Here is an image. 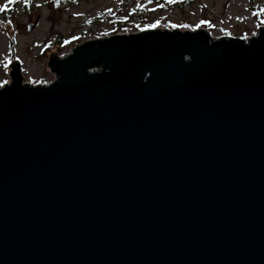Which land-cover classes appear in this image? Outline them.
I'll return each instance as SVG.
<instances>
[{"label": "water", "instance_id": "1", "mask_svg": "<svg viewBox=\"0 0 264 264\" xmlns=\"http://www.w3.org/2000/svg\"><path fill=\"white\" fill-rule=\"evenodd\" d=\"M8 68L0 264H264V26L84 40L45 84Z\"/></svg>", "mask_w": 264, "mask_h": 264}, {"label": "rangeland", "instance_id": "2", "mask_svg": "<svg viewBox=\"0 0 264 264\" xmlns=\"http://www.w3.org/2000/svg\"><path fill=\"white\" fill-rule=\"evenodd\" d=\"M69 1L51 10L49 0H0V11L9 12L8 30L14 33L12 43L0 33V86L8 81L3 64L10 61H18L24 83L53 80L46 68L51 51L62 56L88 39L153 28L205 29L213 38L249 37L264 26V0ZM28 22L33 24L29 32Z\"/></svg>", "mask_w": 264, "mask_h": 264}, {"label": "trees", "instance_id": "3", "mask_svg": "<svg viewBox=\"0 0 264 264\" xmlns=\"http://www.w3.org/2000/svg\"><path fill=\"white\" fill-rule=\"evenodd\" d=\"M76 1L77 0H71L69 2L74 4V3H76ZM65 2H68V0H49V4H52L51 10H53V8H55V9L59 8ZM8 15H9L8 11H5V10L0 11V27L3 28V29H1L0 33L7 34L9 36L10 42L12 43L11 37L14 35V33L8 30V27L11 28ZM57 43H60V42L57 41ZM57 43H56V45H57Z\"/></svg>", "mask_w": 264, "mask_h": 264}, {"label": "snow or ice", "instance_id": "4", "mask_svg": "<svg viewBox=\"0 0 264 264\" xmlns=\"http://www.w3.org/2000/svg\"><path fill=\"white\" fill-rule=\"evenodd\" d=\"M24 2L26 3L27 0H24ZM0 7H3V6L0 5ZM3 69H4V73H5V74H8L10 71H12V70H10V69L8 68V63H7V62H5V63L3 64Z\"/></svg>", "mask_w": 264, "mask_h": 264}]
</instances>
